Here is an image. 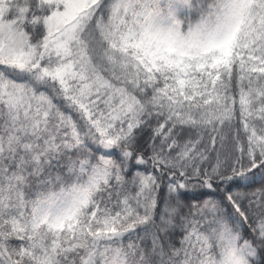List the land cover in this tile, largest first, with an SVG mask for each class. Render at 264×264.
<instances>
[{
	"label": "snow or ice",
	"instance_id": "1",
	"mask_svg": "<svg viewBox=\"0 0 264 264\" xmlns=\"http://www.w3.org/2000/svg\"><path fill=\"white\" fill-rule=\"evenodd\" d=\"M0 264H264V0H0Z\"/></svg>",
	"mask_w": 264,
	"mask_h": 264
}]
</instances>
